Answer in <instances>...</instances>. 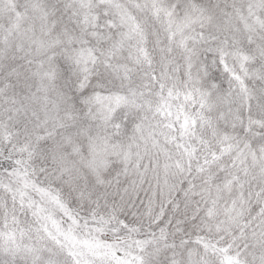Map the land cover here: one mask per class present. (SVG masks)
Returning a JSON list of instances; mask_svg holds the SVG:
<instances>
[{"label": "snow or ice", "instance_id": "6c2138e0", "mask_svg": "<svg viewBox=\"0 0 264 264\" xmlns=\"http://www.w3.org/2000/svg\"><path fill=\"white\" fill-rule=\"evenodd\" d=\"M0 264H264V0H0Z\"/></svg>", "mask_w": 264, "mask_h": 264}]
</instances>
